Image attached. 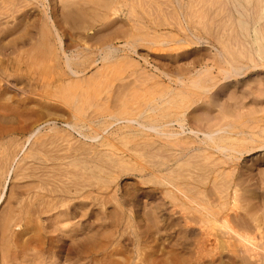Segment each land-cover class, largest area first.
<instances>
[{
  "label": "rangeland",
  "instance_id": "1",
  "mask_svg": "<svg viewBox=\"0 0 264 264\" xmlns=\"http://www.w3.org/2000/svg\"><path fill=\"white\" fill-rule=\"evenodd\" d=\"M26 2L28 4H26ZM19 5L21 6V8L20 7L18 8ZM0 7H1L0 8V17H1L0 22H3L2 25L0 23V26H1L0 28L3 29L2 32L0 29V34H1L0 37H3V43H4L3 46H5L6 50L8 48L7 53L11 54L10 57L12 58L11 62L6 59H3L0 64L2 65V67L9 64L10 66L9 72L12 76L10 78L11 80L13 79V81L16 80L14 82L17 86L19 84L21 85V86L20 85L18 86L19 88L25 87L24 89H27L26 85L27 87L29 86L30 77L36 78L39 80V87H38L39 92L37 93L38 94L40 92L45 93L47 98L36 100L35 102H31L30 103L31 105L29 104L31 108L33 109L36 108L35 110L39 109L41 107L40 102L45 103L47 107L50 106L48 107L47 111L46 109L43 110V112L45 111L44 113L46 116L44 117L45 119L43 121L46 120L47 122H45L43 126H41L42 125L41 124L39 126L40 128L38 127L39 128L38 134H35L34 136H32L28 143H24L23 145V142L26 139L24 137L26 136L28 137V135L24 137L22 135L14 136L13 139H15V141L17 142V144L15 143L14 145H16L17 148L16 146H14L11 148V150L16 149V151L14 152L16 155L15 161L14 160L12 161L10 157V159L9 158L6 159V162L4 161L3 164H0L1 165L0 167V221L7 213V208H8L7 206H9L10 203L11 205H13L16 194H19L20 192H23V191L28 192L26 191L27 189L29 190V192H32V191L36 192L38 190V187L35 186L39 183V182L37 183L38 178L39 180L42 179V185L39 187V190L37 192H44L47 189H51L59 185L58 179L60 178L56 175L57 174L56 171L58 167L59 169H61L63 168V165H64L66 173H67L66 177L67 178L69 177V179L68 180L67 178H62V179H64L67 186H69L68 188L72 187L70 188L71 190L73 188H77L79 192L78 194L82 192V195H83V197L82 195L79 196L82 199L81 201L85 200L83 198H86L87 200L83 202L85 203L93 202L94 204V210H95L94 215H97V217L95 218V216H93L92 218V216L90 217L89 214L88 216L86 215L82 219L83 221H81V228H86V230H90V229L93 230L92 231L93 234H90V239L89 241H87V243L90 244L91 242H94L96 248H98L97 251L99 255H97V258H100L101 256L100 254L111 253L115 258L128 257L131 260L133 259L132 264H134V262H136L138 258H141L144 256H155V257L160 256L159 258H161L164 256L165 257L170 256L171 254L188 255L190 253L192 244H190L191 246H189L188 244L181 246L180 244L176 243L174 239L171 240L170 238L163 237L162 234L156 229V228L159 229V226L156 223L155 217H157V215L158 216L160 215L158 214V209L156 207L159 205L161 201L160 199L162 198V194L159 192L160 190H158L159 186L151 182L148 183L146 181L148 180L149 176L145 175L146 173L145 169H149L150 167H153V165H155L161 160L158 156V152L156 151L157 148H153V151H151L152 149H150L146 144L147 143L146 141H154V144L158 145V143L160 142L158 137L153 132H150V133L144 132L143 130H141L140 127L137 126V124L133 122H130L131 123L130 124L129 122H126L125 120H122V119H120L122 121L120 122V120L118 119L116 120L117 122L119 121L117 123L113 119L107 118V116L110 117L109 115H112V114L115 115L114 110L117 109L116 107H118L121 104L127 105V107H129L132 110H135V109L141 110V108L143 109L148 104H150V106L152 107H154L155 105L154 107L155 109L160 108L159 98L164 95V92L168 90L173 91L175 88L178 89L180 86L179 82L175 81V83H172L173 81L171 82L168 79V77L165 76V74H169L173 76L181 75L182 76L181 78L183 79L181 80L183 81L184 85L189 83L188 86L185 87V91H184L185 96L187 95V98H186L187 102H186L185 107L190 106V108L192 107L195 108L196 106L199 105L200 106L199 108L202 109L203 107H205V105L208 102L211 101L212 99L210 98L211 93L215 92V94L217 93L216 94L217 97L214 96L213 98L216 100V102L212 104L208 109H205L206 113L204 112V110H201L202 111V113L200 111L201 116H203L202 114H204L205 118L209 120L217 116L221 117L220 115L221 113L220 112L218 113V111L220 110H223V112L224 110L229 111V114L226 118L228 122L232 121L235 123V121H237L235 125L239 129L241 128V130H243L244 132L248 134L252 133L250 135L251 136L254 135L253 137L255 139L258 137V139L256 140L264 139L262 138L264 137V132H263L264 127L261 128L264 125V120H263L264 119V111H263L264 110V101H263L264 100V64H263L264 63V1L263 0H254V1L253 0H212V1L211 0H28V1L27 0L26 1L25 0H20V1L19 0L18 1L17 0H13V1L12 0H0ZM14 10H16L17 12H15ZM25 11L28 14L25 13ZM3 15L5 16L3 17ZM6 16H9V17H6ZM17 17L18 18L20 17V18L18 19ZM24 17L27 20L26 19L23 20ZM20 19L22 20L21 22H20ZM14 20L17 21L18 24ZM53 20L56 22H54ZM23 22L25 24H23ZM20 23L22 24L19 25ZM19 26L21 27L19 28ZM186 30L188 31V33ZM16 32L18 34H16ZM6 34H10L8 35L10 37H7ZM191 34L193 37L191 36ZM57 35L59 36V39L62 42L61 43L62 46L59 44L58 39L55 40L57 38ZM182 38L183 40H181ZM197 38L200 40H198ZM143 39L145 40L143 41ZM191 39L193 41H191ZM17 46L18 48H16ZM58 46H61V47H58ZM109 47L111 48L110 51L108 50ZM133 48L134 50H136V52L133 51ZM98 49H99V52H98ZM108 51L113 56V59L107 58L106 60H101V58L104 57L103 53H106ZM64 54H67L68 59L70 58L69 62L71 64L72 69L75 71L77 70L76 72H79L77 73L76 76L74 75L71 76L70 72L64 66V60H65L64 56H66ZM221 55H223V57L229 60L231 62L230 64L232 66L234 65L233 67L235 66L246 67L247 65V68L241 69L238 72L237 77L231 76L224 80L222 78L225 76L224 75L225 70H230V67L228 64L224 62L222 63L220 62L222 61V58H219V57H222ZM128 57L129 59H127ZM15 60L17 61V63ZM251 61L252 62L254 61V62L251 63ZM19 62L23 63V70L15 71L16 65L19 64ZM109 63H112L111 67ZM168 63L171 64L172 66L169 65ZM255 64H256L255 68H252V66H254ZM24 65L26 66L24 67ZM60 66L62 67V71H59L58 69V67ZM86 68L88 70H86ZM194 69L195 71H192ZM196 72H197V75H194L196 74ZM60 73L64 74V84L63 85L65 86L66 91L63 97V102L61 105H58V108H59L58 109V108H54V105H56V103H54L56 100L55 97L58 96L57 92H55L56 89L53 86H48L49 85L48 83L52 78H55V77L57 78V76ZM81 73L83 76H80ZM202 74H204L205 76H202ZM97 75L98 77H96ZM83 77L88 78V79H85L86 82ZM95 78H96V81H95ZM93 79H94V82H93ZM195 79H200L201 81L200 83L202 85H205V87L207 88L206 92L199 93V90H197L195 87H193L190 84L191 80L193 81ZM101 81L103 82V84ZM135 81L138 83H136ZM97 82H99L100 84ZM127 82L129 83V85H127L128 84ZM231 83L233 84V87ZM93 84L95 86H93ZM135 85L137 86V88ZM85 86L86 87L88 86L90 88L88 87L86 88ZM156 87H158V89H156ZM113 88L115 92L113 91ZM229 88H232V89L229 90ZM211 90L212 92H210ZM80 91L82 94L80 93ZM92 91L94 92L92 93ZM101 91L103 93H101ZM12 92H13L12 90H7L6 92L7 96L5 95L4 97L6 99H4L5 101H1L2 102L1 104L9 103L7 99L8 98L10 99L11 97H13V95H16L15 92L13 93ZM128 92H129V96H126L128 95ZM28 93L30 95L26 94V97L30 98V100H33L36 98L35 96L32 97L33 95H31L32 93L31 90ZM78 93L81 95V97ZM95 93H98V95L97 94L95 95ZM132 94H133V97H132ZM239 94H242V95H239ZM114 96H117V97L115 98ZM110 97H112V100ZM153 97H156L157 99L156 98L153 99ZM109 101L110 103H108ZM72 102L74 105H72ZM235 102L237 103L236 107L234 105ZM245 102L248 104H245ZM87 103H89V105ZM106 103L109 105V108ZM249 103H250V106H249ZM111 104L113 106L115 105L116 107L110 106ZM141 105L144 107H140ZM222 105L225 107H222ZM253 105L255 106V108ZM215 107H218V108H215ZM243 107H246L248 111H252V112H248ZM233 108H234V111H232ZM235 109L238 111H236ZM261 109L263 112L261 111ZM212 111L214 112V114ZM73 112L75 114H78V118L85 122L84 126L82 125L83 123L79 121V119L77 122V120L72 118V114H74ZM107 113L109 114L107 115ZM115 116L118 117L117 114ZM256 116L258 119L256 118ZM249 119L251 120L252 125ZM12 120L17 121L18 119L12 118ZM123 121H125L126 124ZM258 121L260 123H258ZM112 122L115 124H113ZM242 122L244 124H241ZM46 123H48V125ZM74 123L77 125L79 124L77 126L78 127L77 129L79 130L77 129L73 130L67 127L68 125H71ZM125 126L127 127V129H124L126 128ZM175 126L176 125H174L173 128L171 126L169 130L181 131L177 126L176 127ZM258 127H260L259 130L257 129ZM49 128H51L50 130L52 131H50ZM187 128L188 126H185V128L183 129L184 134L181 132V135L179 136V138L183 139V137L186 138V136L188 135L187 137H189V139L185 141H188V142L195 141L196 144L194 143L193 144L194 146L206 148L205 146L202 145V143L201 144L199 143L200 139L201 138L203 139L202 134L197 133V136L200 137V139H198L197 136H194L193 134H189V131L187 130ZM253 131L254 132L256 131V132L253 133ZM257 131L259 133H257ZM80 132H82L83 134ZM79 133L82 135H80ZM94 133L95 135L98 133V137L96 139L89 140L88 138H84V135L88 136V134H90L91 136H95ZM99 136H100V140H99ZM33 137L35 138L33 139ZM36 138L38 139L36 140ZM239 138L241 139L242 137H239ZM128 139H132V140H128ZM44 140H46L47 142ZM63 140L65 141V143ZM109 141L111 144L109 143ZM129 141L131 143H128ZM151 143L152 142H150V144ZM40 144H42V147H41L42 149L45 146V148L43 149L44 151L43 154L36 152L37 151L36 149L39 148ZM120 144L122 145L120 146ZM154 144L152 146L156 147V145ZM256 145H257L256 143L254 142L252 143L249 139L242 141V140H239L237 137V145L235 147L236 149H244L245 147L251 148V147H255ZM129 147H130V150H129ZM20 149H21V152H20ZM149 151H151V153ZM261 151L254 150L253 153L251 152L249 154H245V156L244 155L241 156L239 161L234 162V166L236 164L238 166V169L234 170L231 167H227V166H225V169H223V166H221L216 175L221 174L222 179L218 177L217 178L218 180L216 179L217 183L222 184L221 181L223 182L228 181L231 177L235 176V173L237 172L236 170L241 171L244 168V165L250 167L254 178H257L259 180H264V150H261ZM121 154L122 156L123 154H125L124 155L125 157L123 156V159L121 158ZM141 154L143 155L141 156ZM215 154L216 153H212L207 150L191 153L192 158L190 159L189 164H188L190 168L187 167V169H190V171L194 172V176H196L198 173L202 174L203 172L199 170L203 169L204 166L212 167L213 166L212 164L215 163L218 165L224 160L223 158L221 159V157ZM23 156H25L26 158L24 159ZM34 156H36V159L34 158V161L36 162L38 159L39 161L40 159H42L41 163H36L37 165L36 164L34 165L32 163V159ZM57 158H60V159H57ZM105 159H108L109 161ZM185 159L188 160V158H185ZM118 160H120V163ZM190 162H192V164ZM88 164H90L91 166ZM201 164H203V166ZM96 165L98 166V168ZM193 165L197 170H195ZM43 166L47 167V171L46 173L41 174L39 170H41ZM79 167H81L82 169ZM213 167H216V166H213ZM4 168L5 170H9L8 172L9 174H6V171L4 170ZM17 168L19 170H17ZM34 173H37V175L36 174L34 175ZM73 175L76 176V178L75 177L73 178ZM92 175H94V177ZM47 176L48 177L50 176V177L47 178ZM51 177H52V180L50 179ZM212 180H213V177L211 175L207 180L208 183L206 187L208 189L211 188L212 186V183H213ZM33 182H36V183H33ZM72 182H73V186H72ZM75 184H78V185H75ZM87 184L93 185L92 188H89V186L86 187ZM50 185H51V188L49 187ZM99 187L101 189H99ZM97 188L99 190H97ZM153 189L155 191L157 190V192H155ZM15 192H18V193H15ZM72 192H74V190H72ZM93 192L94 193L96 192L95 193L96 195H94ZM79 197L76 200H74L75 203L77 201H80ZM94 200L96 201V203ZM74 201L65 202V206L67 203L69 207L70 204H72ZM156 202H157V205H156ZM168 206L169 205H167L166 207L168 209L165 212L166 214L167 212H169V209H170L168 208ZM153 212L155 213V215ZM53 213L55 214L56 211H51L49 213L48 212L42 213L39 215V218L33 217L34 223H31L32 231L31 229L28 230V232L26 231L27 236L25 235L24 237L18 235V237L20 236L21 238L20 237L19 238L22 240H24L25 238H28L29 236L30 237L34 236L32 245L35 246V248L39 250L45 249L44 250L45 253L43 255L44 257H46L45 260H43L42 258L43 256H41L40 257L41 259L39 258V260L36 261L35 264H39L40 262H42L43 264H50V263L51 264H84L86 263L87 260L85 261L83 259L86 257H85V254L83 253V250H81L82 247L80 248L76 246L75 244L73 245V243L70 242L69 238L63 233H61V231H65L66 229H69V227L71 228L72 224H74L75 222L74 221H68V222L63 221V219L61 218H60L61 220L59 218L56 219L55 216H52L54 215ZM259 214H261V212ZM13 215H16V213H13ZM168 216H170L169 213L166 215V217ZM175 216L179 217V215H175ZM118 219H119V222H118ZM147 226L150 228H148ZM39 227L42 229H40ZM55 229L56 230L58 229V230L56 231ZM10 230H11V233H10L11 235L13 233L20 234L19 233L20 231L21 233H24L23 232L24 225L15 226L13 230L11 227ZM192 230H193L191 233L192 235L190 234L191 236L189 237L187 242H190L192 240L191 242L193 243L194 237L198 233V231L196 227H193ZM168 233L172 235L173 229H171ZM50 236L51 238H53L52 241L47 240V238H50ZM82 246H83V243H82Z\"/></svg>",
  "mask_w": 264,
  "mask_h": 264
},
{
  "label": "bare ground",
  "instance_id": "2",
  "mask_svg": "<svg viewBox=\"0 0 264 264\" xmlns=\"http://www.w3.org/2000/svg\"><path fill=\"white\" fill-rule=\"evenodd\" d=\"M13 1V0H12ZM18 1V0H17ZM20 1V0H19ZM26 1V0H25ZM28 1V0H27ZM212 1V0H211ZM254 1V0H253ZM264 1V0H263ZM8 2V1H7ZM79 2V1H78ZM101 2V1H100ZM262 2V1H261ZM260 2V3H261ZM5 3V2H4ZM9 3V2H8ZM11 3V2H10ZM21 3V2H20ZM25 3V2H24ZM80 3V2H79ZM96 3V2H95ZM130 3V2H129ZM151 3V2H150ZM263 3V2H262ZM15 4V3H14ZM22 4V3H21ZM26 4H28L26 2ZM49 4V3H48ZM88 4V3H87ZM97 4V3H96ZM135 4V3H134ZM25 5V4H24ZM31 5V4H30ZM161 5V4H160ZM9 6V5H7ZM26 6V5H25ZM5 7V6H4ZM14 7V6H13ZM21 8L19 5L18 8ZM29 7V6H28ZM32 7V6H31ZM124 7V6H123ZM131 7V6H130ZM150 7V6H149ZM1 8V7H0ZM34 8V7H33ZM78 8V7H77ZM199 8V7H198ZM3 9V8H2ZM1 9V10H2ZM167 9V8H166ZM255 9V8H254ZM12 10V9H11ZM32 10V9H31ZM94 10V9H93ZM129 10V9H128ZM6 11V10H5ZM17 12L16 10H14ZM35 11V10H34ZM155 11V9H154ZM164 11V10H163ZM168 11V10H167ZM2 12V11H1ZM4 12V11H3ZM131 12V11H130ZM9 13V12H7ZM13 13V12H12ZM25 13H27L25 11ZM202 13V11H201ZM3 14V13H2ZM21 14V12H20ZM28 14V13H27ZM44 14V13H43ZM56 14V13H55ZM94 14V13H93ZM45 15V14H44ZM48 15V14H47ZM163 15V14H162ZM191 15V14H190ZM210 15V14H209ZM2 16V15H1ZM5 15H3L4 17ZM13 16V15H12ZM19 16V15H17ZM21 16V15H20ZM23 16V15H22ZM58 16V15H57ZM9 17V16H6ZM34 17V16H33ZM46 17V16H45ZM157 17V16H156ZM214 17V16H213ZM1 18V17H0ZM15 18V17H14ZM18 18V17H17ZM20 18V17H19ZM18 18V19H19ZM56 18V16H55ZM198 18V17H197ZM5 19V18H4ZM7 19V18H6ZM13 19V17H12ZM26 19L25 17L23 20ZM54 19V18H53ZM157 19V18H156ZM1 20V19H0ZM3 20V19H2ZM8 20V19H7ZM17 20V19H16ZM27 20V19H26ZM44 20V19H42ZM47 20V19H46ZM15 21V20H14ZM22 20L20 19V22ZM54 21V20H53ZM140 21V20H139ZM254 21V20H253ZM17 23V21H15ZM33 22V21H32ZM56 22V21H54ZM1 25L3 22H0ZM6 23V22H5ZM76 23V22H75ZM179 23V22H178ZM181 23V22H180ZM18 24V23H17ZM20 23L19 25H21ZM23 24H25L23 22ZM27 24V23H26ZM31 24V23H30ZM168 24V23H167ZM7 25V24H5ZM53 25V24H52ZM214 25V24H213ZM4 26V24H3ZM2 26V27H3ZM15 26V25H14ZM73 26V25H72ZM125 26V25H124ZM1 27V26H0ZM9 27V26H7ZM17 27V26H16ZM21 26H19L20 28ZM23 27V26H22ZM45 27V26H44ZM54 27V26H53ZM121 27V26H120ZM138 27V26H137ZM14 28V27H13ZM34 28V27H33ZM52 28V26H51ZM111 28V27H110ZM252 28V27H251ZM1 29V28H0ZM6 29V28H5ZM9 29V28H8ZM7 29V30H8ZM18 29V28H17ZM16 29V30H17ZM46 29V28H45ZM58 29V28H57ZM124 29V28H123ZM133 29V28H132ZM137 29V28H136ZM186 29V28H185ZM259 29V28H258ZM3 29H1L2 32ZM53 30V29H52ZM108 30V29H106ZM96 31V30H94ZM122 31V30H121ZM187 31V30H186ZM260 31V30H258ZM11 32V30H10ZM53 32V31H52ZM55 32V31H54ZM113 32V31H112ZM188 33V31H187ZM190 33V32H189ZM224 33V32H222ZM235 33V32H234ZM16 34H18L16 32ZM26 34V33H25ZM57 34V33H56ZM184 34V33H183ZM226 34V32H225ZM1 35V34H0ZM7 37H10L6 34ZM13 35V34H12ZM143 35V34H142ZM141 35V36H142ZM185 35V34H184ZM55 36V35H54ZM114 36V35H113ZM149 36V35H148ZM188 36V35H186ZM184 36V37H186ZM190 36V34H189ZM192 36V34H191ZM6 37V39H7ZM12 37V36H11ZM117 37V36H116ZM193 37V36H192ZM22 38V36H21ZM54 38V37H53ZM115 38V37H114ZM144 38V37H143ZM168 38V37H166ZM191 38V37H190ZM232 38V37H231ZM4 39V40H6ZM31 39V38H30ZM59 41V44L61 45V40L59 39V36L57 35V38L55 40ZM148 39V38H147ZM188 39V38H187ZM198 39V38H197ZM19 40V39H18ZM51 40V39H50ZM145 39H143L144 41ZM183 40V38L181 39ZM190 40V39H189ZM200 40V39H198ZM236 40V39H235ZM238 40V39H237ZM28 41V40H27ZM33 41V40H32ZM128 41V40H127ZM185 41V40H184ZM188 41V40H187ZM186 41V42H187ZM191 41H193L191 39ZM231 41V40H230ZM135 42V41H133ZM132 42V43H133ZM152 42V41H151ZM167 42V41H165ZM175 42V41H174ZM173 42V43H174ZM10 43V42H9ZM16 43V42H15ZM14 43V44H15ZM18 43V42H17ZM28 43V42H27ZM56 43V41H55ZM156 43V42H155ZM154 43V44H155ZM215 43V42H214ZM225 43V42H224ZM3 37H0V63L3 59H6L11 62L12 58L10 57L11 54L7 53L8 48L6 50L5 46H3ZM13 44V45H14ZM58 44V43H57ZM106 44V43H105ZM125 44V43H124ZM129 44V43H128ZM144 44V43H143ZM152 44V43H151ZM160 44V43H159ZM198 44V43H197ZM22 45V44H21ZM110 45V44H108ZM134 45V44H132ZM131 45V46H132ZM145 45V44H144ZM165 45V44H164ZM169 45V44H168ZM206 45V44H205ZM242 45V44H241ZM16 46V45H15ZM62 46V45H61ZM58 46V47H61ZM86 46V45H85ZM113 46V45H112ZM119 46V45H118ZM127 46V45H126ZM162 46V45H161ZM23 47V46H22ZM125 47V46H124ZM18 48V46L16 47ZM117 48V47H116ZM129 48V47H128ZM226 48V47H225ZM228 48V47H227ZM10 49V48H9ZM21 49V48H20ZM61 49V48H60ZM110 47L108 50L110 51ZM165 49V48H164ZM236 49V48H235ZM16 50V49H15ZM19 50V49H18ZM102 50V49H101ZM141 50V49H140ZM170 50V49H169ZM227 50V49H226ZM14 51V50H13ZM12 51V52H13ZM103 53L104 57L101 58V60H106L107 58L113 59V56L110 54V52ZM114 51V50H113ZM117 51V50H116ZM128 51V50H127ZM133 51L136 52V50ZM250 51V50H249ZM11 52V53H12ZM64 52V51H63ZM79 52V51H78ZM99 52V49H98ZM131 52V51H130ZM147 52V51H146ZM194 52V51H193ZM232 52V51H231ZM257 52V51H256ZM255 52V53H256ZM14 53V52H13ZM61 53V52H60ZM65 53V52H64ZM121 53V52H120ZM92 54V53H91ZM145 54V53H144ZM187 54V53H186ZM192 54V53H191ZM244 54V53H243ZM64 66L66 69L70 72L71 76H76L77 73L75 70L72 69L71 64L69 62V59L67 57V54H64ZM119 55V54H117ZM134 55V54H133ZM177 55V54H176ZM250 55V54H249ZM78 56V55H77ZM76 56V57H77ZM99 56V55H98ZM103 56V55H102ZM124 56V55H123ZM128 56V55H127ZM149 56V55H148ZM153 56V55H152ZM181 56V55H180ZM199 56V55H198ZM222 61L229 65L230 70H225V76L222 79H227L229 77H237L238 72L246 67H233L229 60H227L223 55H221ZM226 56V55H225ZM253 56V55H251ZM59 57V56H58ZM116 57V56H115ZM126 57V56H125ZM167 57V56H166ZM176 57V56H175ZM186 57V56H185ZM194 57V56H193ZM206 57V56H205ZM249 57V56H248ZM247 57V58H248ZM260 57V56H259ZM214 58V57H213ZM218 58V59H219ZM243 58V57H242ZM73 59V58H72ZM71 59V60H72ZM94 59V58H93ZM129 59V57L127 58ZM139 59V58H138ZM169 59V58H168ZM190 59V58H189ZM212 59V58H211ZM252 59V58H251ZM263 59V58H262ZM14 60V59H13ZM62 60V59H61ZM100 60V61H101ZM121 60V59H120ZM124 60V58H123ZM152 60V59H151ZM187 60V59H186ZM16 61V60H15ZM40 61V60H39ZM37 61V62H39ZM78 61V59H77ZM76 61V62H77ZM81 61V60H80ZM98 61V60H97ZM119 61V60H118ZM167 61V60H166ZM170 61V60H169ZM174 61V60H172ZM184 61V60H182ZM218 61V60H217ZM84 62V61H83ZM132 62V61H131ZM160 62V61H159ZM171 62V61H170ZM219 62V61H218ZM249 62V61H248ZM254 62V61H253ZM251 61V63H253ZM256 62V61H255ZM17 63V61H16ZM78 63V62H77ZM81 63V62H80ZM85 63V62H84ZM96 63V61H95ZM162 63V62H161ZM185 63V62H184ZM187 63V62H186ZM110 67L112 63H109ZM122 64V63H121ZM128 64V63H127ZM169 64V63H168ZM236 64V63H235ZM264 64V63H263ZM1 65V64H0ZM11 65V64H10ZM39 65V64H38ZM90 65V64H89ZM94 65V64H93ZM117 65V64H116ZM115 65V66H116ZM162 65V64H161ZM171 65V64H169ZM187 65V64H186ZM190 65V64H189ZM240 65V64H238ZM26 65H24L25 67ZM43 66V65H42ZM77 66V64H76ZM79 66V65H78ZM84 66V65H83ZM128 66V65H127ZM172 66V65H171ZM223 66V65H222ZM256 64L252 66V68H255ZM263 66V65H262ZM9 64L6 66L2 65L0 66V164H3V162H6V159H12V161H15V150H11L12 147L16 146L14 145L17 142L15 141L14 136L22 135L23 137L28 135L24 143H28L30 138L34 136L35 134H38L39 126H43L46 120L43 121L46 117L45 111L43 110L48 109L50 106H46L45 103L40 102V108L35 110L36 108H31L30 103L35 102L36 100L45 99L46 94L45 93H37L38 87H39V80L36 78L30 77V84L26 88L25 87H18L13 79L11 80L10 77L11 74L9 72ZM91 67V66H89ZM88 67V68H89ZM213 67V66H212ZM211 67V68H212ZM249 67V66H248ZM251 67V66H250ZM75 68V67H74ZM104 68V67H103ZM113 68V67H112ZM163 68V67H162ZM226 68V67H225ZM262 68V67H261ZM59 71H62V67H58ZM110 69V68H109ZM23 70V63L19 62V64L16 65L15 71H22ZM86 70H88L86 68ZM171 70V69H170ZM248 70V69H247ZM246 70V71H247ZM42 71V70H41ZM100 71V70H99ZM98 71V72H99ZM192 71H195L192 70ZM219 71V70H217ZM222 71V69H221ZM245 71V72H246ZM124 72V71H123ZM158 72V71H157ZM243 72V73H245ZM12 73V72H11ZM66 73V72H64ZM84 73V72H83ZM96 73V72H95ZM101 73V72H100ZM103 73V72H102ZM120 73V72H119ZM161 73V72H159ZM163 73V72H162ZM191 73V72H190ZM200 73V72H199ZM204 73V72H203ZM208 73V72H206ZM205 73V75H206ZM221 73V72H220ZM69 74V73H68ZM108 74V73H107ZM110 74V73H109ZM140 74V73H139ZM189 74V72H188ZM187 74V75H188ZM102 75V74H101ZM160 75V74H159ZM197 75V72L196 74ZM193 75V76H194ZM202 74V76H205ZM210 75V74H209ZM241 75V74H240ZM239 75V76H240ZM243 75V74H242ZM14 76V75H13ZM20 76V75H19ZM56 76V75H55ZM79 76V75H78ZM80 76H83L82 73ZM100 76V75H99ZM107 76V75H106ZM105 76V77H106ZM129 76V75H128ZM139 76V75H138ZM165 76L168 77V79L175 83L179 82L180 86L179 88H175L173 91L168 90L164 92V95L159 98L160 101V108L155 109L154 107L150 106V104L140 107H144L141 110H132L127 105L121 104L118 107L112 104L110 106L116 107L117 109H113L115 112V115L117 114L118 117H116L114 114L107 116V118L113 119L115 122L116 120H125L126 122H133L137 124L138 127L141 128L144 132H153L156 134V136L159 139L158 145L154 144V141H146L147 146L152 149L157 148L156 151L158 152V156L161 159L158 163L153 165V167H150L149 169H145L146 173L145 175L149 176L148 180H146L148 183H154L155 185L159 186L160 190L159 192L162 194V198L160 199L159 205L156 207L158 209V214L156 218V223L159 226V229L156 228L163 237L170 238L171 240L174 239V241L181 246L183 245H189L192 244V247L190 249V253L188 255L184 254H171L167 257H155V256H144L141 258H138L134 264H264V180H259L257 178H254L252 175V171L249 166H245L241 171L236 170L234 177H231L228 181H221V183H217V178H221V174L216 175L220 169L221 166H223V169H225V166L231 167L232 169H238V166L235 164V161H239L241 156H245V154L253 153L254 150H264V139L256 140L253 136H251L250 131L248 133L244 132L239 129L234 122H228L226 120L229 111L220 110L221 117L217 116L213 119H206L204 116H201L202 113L201 110L208 109L212 104L216 102V100L213 98L216 96L215 92L211 93V101L208 102L205 107L202 109L199 108L200 106H196L195 108L192 107H185L186 106V98L185 96V87L188 86V84L183 83L182 76H173L169 74H165ZM173 76V77H172ZM190 76V75H189ZM192 76V77H193ZM45 77V76H44ZM43 77V78H44ZM98 77V75L96 76ZM187 77V76H186ZM23 78V77H22ZM77 78V77H76ZM84 78V77H83ZM93 78V77H92ZM91 78V79H92ZM115 78V77H114ZM142 78V77H141ZM154 78V77H152ZM166 78V77H165ZM200 78V77H199ZM202 78V77H201ZM74 79V78H73ZM79 79V78H78ZM88 79V78H84ZM98 79V78H97ZM101 79V77H100ZM134 79V78H133ZM137 79V78H136ZM139 79V78H138ZM143 79V78H142ZM182 79V80H181ZM206 79V78H205ZM105 80V79H104ZM186 80V79H185ZM229 80V79H228ZM92 81V80H91ZM96 81V78H95ZM113 81V80H112ZM130 81V80H129ZM145 81V80H144ZM143 81V82H144ZM19 82V81H18ZM67 82V81H66ZM82 82V81H80ZM86 82V80H85ZM90 82V81H89ZM94 82V79H93ZM102 82V81H101ZM108 82V81H107ZM131 82V81H130ZM136 82V81H135ZM162 82V81H161ZM166 82V81H165ZM185 82V81H184ZM200 79L191 80L190 84L195 87L197 90H199V93H203L207 91V88L205 85H202L200 83ZM99 83V82H97ZM124 83V82H123ZM128 83V82H127ZM138 83V82H136ZM164 83V82H163ZM162 83V84H163ZM217 83V82H216ZM233 83V82H232ZM231 83V84H232ZM48 86L55 87L57 92V97H55L56 105H54V108H58V105H61L63 102V97L66 91L64 84V74L60 73L57 78H52ZM80 84V83H79ZM85 84V83H84ZM89 84V83H88ZM100 84V83H99ZM103 84V82H102ZM121 84V83H120ZM141 84V83H140ZM144 84V83H142ZM167 84V83H166ZM218 84V83H217ZM230 84V82H229ZM263 84V82H262ZM78 85V84H77ZM96 85V83H95ZM93 84V86H95ZM125 85V84H124ZM129 85V83L127 84ZM147 85V84H146ZM176 85V84H175ZM235 85V84H234ZM21 86V85H20ZM79 86V85H78ZM82 86V85H81ZM90 86V85H89ZM109 86V84H108ZM136 86V85H135ZM190 86V85H189ZM216 86V85H215ZM72 87V86H71ZM86 87V86H85ZM88 87V86H87ZM86 87V88H87ZM105 87V85H104ZM119 87V86H117ZM233 87V84H232ZM90 88V87H88ZM110 88V87H109ZM115 88V87H114ZM113 88V91H114ZM123 88V87H122ZM121 88V89H122ZM137 88V86H136ZM160 88V86H159ZM171 88V87H170ZM54 89V90H55ZM74 89V88H73ZM93 89V88H92ZM90 89V90H92ZM140 89V88H139ZM149 89V88H148ZM151 89V88H150ZM158 89V87H156ZM232 88H229L231 90ZM250 89V88H249ZM253 89V88H252ZM7 90H12L16 93V95H13L10 99L8 98L7 101L9 103H3L1 101H5L4 98L7 94ZM32 91L31 95L32 97H36L33 100H30V98L26 97V94H29L28 92ZM34 90V91H33ZM87 90V89H86ZM85 90V91H86ZM103 90V89H102ZM112 90V89H111ZM116 90V89H115ZM132 90V89H131ZM224 90V89H223ZM255 90V89H254ZM79 91V90H77ZM76 91V92H77ZM82 91V90H81ZM80 91V93H81ZM88 91V90H87ZM99 91V90H98ZM124 91V89H123ZM136 91V90H135ZM163 91V90H162ZM260 91V90H259ZM12 92V93H13ZM54 92V93H55ZM75 92V91H73ZM94 91H92L93 93ZM96 92V91H95ZM115 92V91H114ZM119 92V91H117ZM133 92V91H132ZM150 92V91H149ZM212 92V90L210 91ZM67 93V92H66ZM71 93V92H70ZM101 93H103L101 91ZM137 93V92H136ZM152 93V92H151ZM209 93V92H208ZM223 93V91H222ZM226 93V92H225ZM228 93V92H227ZM258 93V92H257ZM256 93V94H257ZM69 94V93H68ZM79 94V93H78ZM82 94V93H81ZM98 95V93H95V95ZM107 94V93H106ZM154 94V93H153ZM221 94V93H220ZM235 94V92H234ZM238 94V93H237ZM244 94V93H243ZM249 94V92H248ZM9 95V93H8ZM25 97H24V96ZM30 95V94H29ZM76 95V94H75ZM80 95V94H79ZM105 95V94H104ZM148 95V94H147ZM151 95V94H150ZM226 95V94H225ZM223 95V96H225ZM232 95V94H231ZM242 95V94H239ZM245 95V94H244ZM243 95V96H244ZM7 96V95H6ZM129 96V92L128 95ZM139 96V95H138ZM144 96V95H143ZM159 96V95H158ZM191 96V95H190ZM52 97V96H51ZM79 97V96H78ZM81 97V95H80ZM84 97V96H83ZM86 97V95H85ZM99 97V96H98ZM115 98L117 96H114ZM113 97V98H114ZM120 97V96H119ZM133 97V94H132ZM217 97V96H216ZM215 97V98H216ZM75 98V96H74ZM92 98V97H91ZM107 98V97H106ZM112 100V97H110ZM145 98V97H144ZM156 97H153V99ZM257 98V97H256ZM118 99V98H117ZM147 99V98H146ZM145 99V100H146ZM157 99V98H156ZM208 99V98H207ZM221 99V98H220ZM30 100V101H29ZM79 100V99H78ZM77 100V101H78ZM83 100V99H82ZM89 100V99H87ZM86 100V101H87ZM107 100V99H105ZM116 100V99H114ZM113 100V101H114ZM202 100V99H201ZM200 100V101H201ZM209 100V99H208ZM223 100V99H222ZM232 100V99H231ZM242 100V99H241ZM42 101V100H41ZM53 101V100H52ZM100 101V100H99ZM196 101V100H195ZM203 101V100H202ZM227 101V99H226ZM248 101V100H247ZM264 101V100H263ZM74 102V100H73ZM72 102V105H74ZM124 102V101H123ZM127 102V101H126ZM145 102V101H144ZM153 102V100H152ZM158 102V101H157ZM192 102V101H190ZM243 102V101H242ZM262 102V100H261ZM78 103V102H77ZM75 103V104H77ZM86 103V102H85ZM100 103V102H99ZM104 103V102H103ZM110 103V101L108 102ZM150 103V102H149ZM219 103V102H218ZM227 103V102H226ZM251 103V102H250ZM249 103V106H250ZM30 104V105H29ZM48 104V103H47ZM52 104V103H51ZM80 104V103H79ZM89 105V103H87ZM95 104V103H94ZM101 104V103H100ZM105 104V103H104ZM102 104V105H104ZM107 104V103H106ZM115 104V103H114ZM127 104V103H126ZM147 104V103H146ZM196 104V102H195ZM245 104H248L245 102ZM255 104V103H254ZM259 104V103H258ZM263 104V103H262ZM261 104V105H262ZM34 105V104H33ZM235 107L237 103H234ZM240 105V104H239ZM256 105V104H255ZM35 106V105H34ZM64 106V105H63ZM69 106V105H68ZM67 106V107H68ZM93 106V105H92ZM95 106V105H94ZM108 108L109 105L107 104ZM131 106V105H130ZM157 106V105H156ZM242 106V105H241ZM244 106V104H243ZM246 106V105H245ZM254 106V105H253ZM53 107V106H51ZM72 107V106H71ZM77 107V106H76ZM88 107V106H87ZM133 107V106H132ZM138 107V106H137ZM214 107V105H213ZM222 107H225L222 105ZM247 107V106H246ZM246 107H243L247 110ZM66 108V107H65ZM75 108V107H74ZM83 108V107H82ZM90 108V107H89ZM104 108V107H103ZM218 108V107H215ZM220 108V107H219ZM249 108V107H248ZM255 108V106H254ZM263 108V107H262ZM59 109V108H58ZM64 109V108H62ZM71 109V108H70ZM80 109V108H79ZM106 109V107H105ZM223 109V108H222ZM225 109V108H224ZM227 109V108H226ZM240 109V108H239ZM244 109V110H245ZM94 110V109H93ZM99 110V108H98ZM236 110V109H235ZM243 110V109H241ZM85 111V110H84ZM103 111V110H102ZM106 111V110H105ZM104 111V112H105ZM201 111V113H200ZM215 111V110H213ZM212 111V112H213ZM234 111V108L233 110ZM238 111V110H236ZM248 111V110H247ZM262 111V109H261ZM264 111V110H263ZM262 111V112H263ZM55 112V111H54ZM70 112V111H69ZM83 112V111H82ZM86 112V111H85ZM110 112V111H108ZM211 112V113H212ZM240 112V111H239ZM252 112V111H248ZM44 113V114H43ZM56 113V112H55ZM74 113V112H73ZM84 113V112H83ZM206 113V112H205ZM210 113V114H211ZM47 114V113H46ZM61 114V113H60ZM72 114V113H71ZM85 114V113H84ZM109 113H107L108 115ZM214 114V112H213ZM245 114V113H244ZM49 115V114H48ZM51 115V114H50ZM101 115V114H100ZM212 115V114H211ZM210 115V116H211ZM258 115V114H257ZM53 116V115H52ZM69 116V115H68ZM81 116V115H80ZM207 116V114H206ZM209 116V115H208ZM259 116V115H258ZM91 117V116H90ZM89 117V118H90ZM120 117V118H119ZM237 117V116H236ZM18 119L16 122L12 120ZM72 118L77 120L78 122V114H72ZM86 118V117H84ZM92 118V117H91ZM234 118V116H233ZM257 118V116H256ZM253 119V118H252ZM258 119V118H257ZM99 120V119H98ZM233 120V119H232ZM240 120V119H239ZM250 120V119H249ZM254 120V119H253ZM262 120V119H261ZM264 120V119H263ZM82 122L83 126L85 125V122L80 120ZM90 121V120H89ZM123 121V122H125ZM246 121V120H244ZM50 122V121H49ZM53 122V121H52ZM109 122V121H108ZM111 122V121H110ZM119 122V121H118ZM117 122V123H118ZM120 122H122L120 120ZM125 122V124H126ZM239 122V121H238ZM251 122V120H250ZM113 123V122H112ZM116 123V125H117ZM249 123V122H248ZM258 123H260L258 121ZM48 125V123H46ZM53 124V123H52ZM115 124V123H113ZM131 124V123H130ZM241 124H244L243 122ZM240 124V125H241ZM68 125V124H67ZM79 125V124H78ZM77 124H71L68 125L70 129L76 130L78 127ZM111 125V124H110ZM109 125V126H110ZM176 125L181 131H173L169 130V128H173V126ZM249 125V124H248ZM247 125V126H248ZM252 125V122H251ZM65 126V125H64ZM175 126V127H176ZM185 126H188L187 130L189 131V134H193L194 136H197V133H201L203 136V139L201 140L199 136L198 139H200V144L202 143L204 147H198L194 146L193 142H188L185 140H188L189 137L186 136V138L183 137L179 138L181 135V132L183 133V129ZM39 127V128H38ZM66 127V126H65ZM111 127V126H110ZM108 127V128H110ZM126 127V126H125ZM133 127V126H132ZM135 127V126H134ZM253 127V126H252ZM251 127V128H252ZM257 127V126H256ZM264 125L261 127L263 128ZM260 127L257 129L259 130ZM51 128H49L50 130ZM53 129V128H52ZM82 129V128H81ZM84 129V128H83ZM104 129V128H103ZM113 129V128H112ZM124 129H127L124 128ZM244 129V128H243ZM248 129V128H247ZM79 130V129H77ZM106 130V129H105ZM104 130V131H105ZM108 130V129H107ZM122 130V129H121ZM52 131V130H50ZM103 131V130H102ZM261 131V130H260ZM263 131V130H262ZM48 132V131H47ZM57 132V131H56ZM79 132V131H78ZM98 132V131H97ZM132 132V131H131ZM135 132V131H134ZM252 132V131H251ZM256 132V131H255ZM253 131V133H255ZM264 132V131H263ZM82 133V132H80ZM79 133V134H80ZM108 133V132H107ZM148 133V134H149ZM186 133V132H185ZM257 133H259L257 131ZM256 133V134H257ZM83 134V133H82ZM80 134V135H82ZM117 134V133H116ZM184 134V133H183ZM247 134V135H246ZM255 134V135H256ZM90 134L84 135V138H88L89 140H94L98 137V133L95 136H89ZM121 135V134H120ZM123 135V134H122ZM258 135V134H257ZM114 136V135H113ZM124 136V135H123ZM149 136V135H148ZM147 136V137H148ZM259 136V135H258ZM41 137V136H40ZM39 137V139H40ZM43 137V136H42ZM146 137V136H145ZM191 137V136H190ZM196 137V138H197ZM237 137L239 140H246L249 139L252 143H256L257 145L255 147H245L244 149H236L237 145ZM239 137H242L241 139ZM260 137V136H259ZM35 137H33L34 139ZM68 138V137H67ZM127 138V137H126ZM125 138V140H126ZM133 138V137H132ZM135 138V136H134ZM133 138V139H134ZM151 138V137H150ZM261 138V137H260ZM264 138V137H262ZM23 139V138H21ZM38 138H36L37 140ZM73 139V138H72ZM122 139V138H121ZM120 139V140H121ZM147 139V138H146ZM19 140V138H18ZM17 140V141H18ZM100 140V136H99ZM109 140V139H108ZM114 140V139H113ZM132 140V139H128ZM142 140V139H141ZM150 140V139H149ZM32 141V140H31ZM46 141V140H44ZM49 141V140H48ZM64 141V140H63ZM96 141V140H95ZM98 141V139H97ZM117 141V140H116ZM144 141V140H143ZM20 142V141H19ZM34 142V141H33ZM36 142V141H35ZM41 142V141H40ZM47 142V141H46ZM62 142V141H61ZM115 142V141H114ZM150 142H152L150 144ZM65 143V141H64ZM75 143V142H74ZM101 143V142H100ZM110 143V141H109ZM124 143V142H122ZM128 143H131L130 141ZM156 143V141H155ZM21 144V143H20ZM43 144V143H42ZM42 144H40L39 148L42 147ZM111 144V143H110ZM156 145V147H153L152 145ZM196 144V143H195ZM22 145V146H23ZM44 145V144H43ZM116 145V144H115ZM122 144H120L121 146ZM124 145V144H123ZM242 145V144H240ZM71 146V145H70ZM113 146V145H112ZM134 146V145H133ZM137 146V145H136ZM142 146V145H141ZM144 146V144H143ZM32 147V146H31ZM72 147V146H71ZM104 147V146H103ZM114 147V146H113ZM131 147V146H130ZM129 147V150H130ZM135 147V146H134ZM147 147V148H148ZM17 148V146H16ZM37 148L36 152L43 154V149ZM90 148V147H89ZM122 148V147H121ZM3 149V150H1ZM5 149V150H4ZM14 149V148H13ZM58 149V148H57ZM19 150V149H18ZM109 150V149H108ZM107 150V152H108ZM116 150V149H115ZM121 150V149H120ZM119 150V151H120ZM126 150V149H125ZM134 150V149H133ZM137 150V149H136ZM135 150V152H136ZM146 150V149H145ZM155 150V149H154ZM209 151L212 153H216L221 159L224 160L217 164H212L216 167H208L204 166L203 169H200L199 171L203 172L202 174H197L194 176V172L190 171V169H187L189 167V161L192 158L191 153L193 152H199V151ZM113 151V150H112ZM141 151V150H140ZM151 151H149L151 153ZM4 152V154H3ZM21 152V149H20ZM31 152V150H30ZM47 152V151H46ZM106 152V151H105ZM144 152V151H143ZM156 152V153H157ZM262 152V151H261ZM121 153V152H120ZM32 154V152H31ZM35 154V153H34ZM117 154V153H116ZM215 154V155H216ZM29 155V154H28ZM37 155V154H36ZM81 155V154H80ZM88 155V154H87ZM106 155V154H104ZM114 155V154H112ZM125 154H123L124 156ZM139 155V153H138ZM143 154H141L142 156ZM209 155V154H208ZM214 155V154H213ZM18 156V155H17ZM27 156V155H26ZM30 156V155H29ZM39 156V155H38ZM49 156V155H48ZM118 156V155H116ZM123 156L121 154V158L123 159ZM149 156V155H148ZM155 156V155H154ZM196 156V155H194ZM212 156V155H210ZM248 156V155H247ZM24 159L26 158L23 156ZM32 157V156H31ZM75 157V156H74ZM111 157V156H110ZM125 157V156H124ZM207 157V156H205ZM218 157V158H219ZM34 158L36 159V156L33 157L32 163L35 165L36 163H41V160L39 159L35 162ZM147 158V157H146ZM185 158H188L186 160ZM199 158V157H198ZM202 158V157H201ZM60 159V158H57ZM111 159V158H110ZM117 159V158H116ZM126 159V158H125ZM210 159V158H208ZM249 159V158H248ZM251 159V158H250ZM62 160V159H61ZM97 160V159H96ZM95 160V161H96ZM100 160V159H99ZM109 161L108 159H105ZM138 160V159H137ZM151 160V159H150ZM218 160V159H217ZM24 161V160H23ZM92 161V160H91ZM113 161V159H112ZM120 163V160H118ZM129 161V160H128ZM133 161V160H132ZM148 161V160H147ZM158 161V160H157ZM199 161V160H198ZM210 161V160H209ZM25 162V161H24ZM89 162V161H88ZM123 162V161H122ZM153 162V161H152ZM212 162V161H211ZM216 162V161H215ZM13 163V162H12ZM28 163V162H27ZM95 163V162H93ZM106 163V162H105ZM143 163V162H142ZM183 163V164H182ZM192 164V162H190ZM196 163V162H195ZM199 163V162H198ZM204 163V162H202ZM206 163V162H205ZM9 164V163H8ZM107 164V163H106ZM118 164V163H117ZM124 164V163H123ZM126 164V163H125ZM149 164V163H147ZM153 164V163H152ZM151 164V165H152ZM210 164V163H209ZM221 164V165H220ZM248 164V163H247ZM31 165V164H29ZM37 165V164H36ZM40 165V164H39ZM45 165V164H44ZM63 165V164H61ZM90 165V164H88ZM95 165V164H94ZM203 166V164H201ZM239 165V164H238ZM254 165V164H253ZM8 166V165H7ZM42 166V165H41ZM87 166V165H86ZM91 166V165H90ZM97 166V165H96ZM111 166V165H110ZM121 166V165H120ZM1 167V165H0ZM5 167V165H4ZM24 167V166H23ZM89 167V166H88ZM108 167V166H107ZM115 167V166H114ZM144 167V166H143ZM194 167V165H193ZM37 168V167H35ZM56 168V167H55ZM64 168V169H63ZM63 168L57 169V176L60 178L58 179L59 185L55 186L54 188H51V185L49 186L51 189H47L44 192H37L39 190V187L42 185V179L37 181L38 190L36 192H20L19 194H16V197L14 198L13 205L11 203L9 206H7V213L0 221V264H35L36 261L39 260L41 256L44 255L45 249L39 250L35 248V246L32 245L33 237L25 238L24 240L20 239V236H27L28 230L31 229V223L33 222V217H38L39 215L45 212H51L56 211V213L52 216H55V218H61L63 221H74L75 223L72 224V227L69 229H66L65 231H61L64 235H66L70 242L75 244L78 247H82L81 250H83V253L85 254L86 258H83L86 263L84 264H132V260L128 257H119L115 258L111 253L107 254H100V258H97L98 251L94 244V242H91L90 244L87 243L90 239V234L92 233V229L86 230V228H81V221L82 219L88 214L90 217L97 215H94V204L91 203H85L83 201L87 200L86 198H83L85 200L81 201L82 199L79 197L82 195V192L78 194V189L73 188L74 192L67 184L65 183L64 179L66 177V170L63 165ZM81 168V167H79ZM96 168V167H95ZM98 168V166H97ZM96 168V169H97ZM101 168V167H100ZM111 168V167H110ZM142 168V166H141ZM190 168V167H189ZM195 168V167H194ZM240 168V166H239ZM258 168V167H256ZM2 169V168H1ZM10 169V168H9ZM39 169V168H38ZM46 169V170H45ZM54 169V168H53ZM67 169V168H66ZM82 169V168H81ZM102 169V168H101ZM105 169V168H103ZM113 169V168H112ZM115 169V168H114ZM123 169V168H122ZM5 170V168H4ZM17 170H19L17 168ZM28 170V169H27ZM31 170V169H30ZM125 170V168H124ZM123 170V171H124ZM142 170V169H141ZM195 170H197L195 168ZM259 170V169H258ZM6 174H9V170H5ZM13 171V169H12ZM36 171V170H35ZM47 167L43 166L39 172L41 174L46 173ZM107 171V170H106ZM136 171V170H135ZM38 172V173H39ZM81 172V171H80ZM198 172V171H197ZM230 172V171H229ZM2 173V172H1ZM16 173V172H15ZM48 173V172H47ZM222 173V172H221ZM228 173V171H227ZM234 173V172H233ZM24 174V173H23ZM37 175V173H34V175ZM51 174V173H49ZM83 174V173H82ZM85 174V172H84ZM98 174V172H97ZM144 174V173H143ZM230 174V173H229ZM48 175V174H47ZM81 175V173H80ZM212 175L213 177V183L211 188H207V180ZM32 176V175H30ZM39 176V175H38ZM55 176V175H53ZM90 176V174H89ZM94 177V175H92ZM260 176V175H259ZM45 177V176H44ZM50 177V176H49ZM47 176V178H49ZM76 178V176L73 175V178ZM87 177V175H86ZM99 177V176H98ZM117 177V176H116ZM143 177V176H142ZM230 177V176H229ZM261 177V176H260ZM46 178V177H45ZM91 178V177H90ZM89 178V179H90ZM146 178V177H145ZM259 178V177H258ZM52 180V177L50 178ZM56 179V180H57ZM69 177L67 178V180ZM81 179V178H80ZM217 179V180H216ZM222 179V178H221ZM263 179V177H262ZM46 180V179H45ZM94 180V179H93ZM145 180V179H144ZM47 181V180H46ZM49 181V180H48ZM73 181V180H72ZM44 182V181H43ZM84 182V180H83ZM87 182V181H86ZM85 182V183H86ZM146 182V183H147ZM36 183V182H33ZM75 183V182H74ZM90 183V182H89ZM210 183V182H209ZM31 184V183H30ZM29 184V186H30ZM51 184V183H50ZM145 184V183H144ZM5 185V184H4ZM78 185V184H75ZM96 185V184H95ZM44 186V185H43ZM73 186V182H72ZM89 186V188H92L93 185L87 184L86 187ZM97 186V185H96ZM103 186V185H102ZM147 186V185H146ZM149 186V185H148ZM9 187V186H8ZM34 187V186H32ZM31 187V188H32ZM48 187V188H49ZM80 187V186H78ZM85 187V186H84ZM95 187V186H94ZM107 187V186H106ZM105 187V188H106ZM151 187V186H150ZM149 187V188H150ZM30 188V187H29ZM45 188V187H44ZM47 188V187H46ZM147 188V187H146ZM99 189H101L99 187ZM97 188V190H99ZM148 189V188H147ZM36 190V189H35ZM154 190V189H153ZM17 191V190H16ZM80 191V190H79ZM87 191V190H86ZM85 191V192H86ZM150 191V190H149ZM155 191V190H154ZM84 192V194H85ZM92 192V191H91ZM157 192V190L155 191ZM12 193V192H11ZM18 193V192H15ZM94 193V192H93ZM96 193V192H95ZM94 193V195H96ZM10 194V192H9ZM98 195V194H97ZM160 195V194H159ZM85 196V195H84ZM80 198V201H77L75 203L74 200L77 198ZM83 197V195H82ZM94 197V196H93ZM91 198V197H89ZM88 198V199H89ZM159 198V197H158ZM95 199V198H94ZM100 199V198H99ZM8 200V199H7ZM93 200V199H92ZM70 206L68 207L67 203L65 206V202H72ZM95 201V200H94ZM109 201V200H108ZM147 201V200H146ZM159 201V200H158ZM168 201V202H167ZM87 202V201H86ZM151 202V201H150ZM96 203V201H95ZM118 204V203H117ZM150 204V203H149ZM97 205V204H96ZM157 205V202H156ZM168 206L170 216L166 217V210H168L166 207ZM119 206V205H118ZM120 207V206H119ZM88 208V209H87ZM149 208V207H148ZM6 210V208H5ZM89 212H88V211ZM151 210V209H149ZM153 210V209H152ZM116 211V210H115ZM144 211V210H142ZM155 211V210H154ZM5 212V211H4ZM123 212V211H122ZM261 212V214H259ZM13 213H16V215H13ZM100 213V212H98ZM97 213V214H98ZM154 213V212H153ZM149 214V213H148ZM152 214V213H150ZM126 215V214H125ZM155 215V213H154ZM179 215V217L175 216ZM99 216V215H98ZM148 216V215H146ZM153 216V215H152ZM116 217V216H115ZM118 217V216H117ZM32 218V219H31ZM53 218V217H52ZM51 219V217H50ZM60 219V220H61ZM121 219V218H120ZM128 219V218H127ZM146 219V217H145ZM38 220V219H37ZM99 220V219H98ZM151 220V219H150ZM51 221V220H50ZM143 221V220H142ZM147 221V220H146ZM56 222V221H55ZM95 222V221H94ZM119 222V219H118ZM153 223V222H152ZM49 224V223H48ZM51 224V223H50ZM65 224V223H63ZM93 224V223H91ZM125 224V223H124ZM24 225V233H21V231L18 233H11V227L12 230L15 226H23ZM52 225V224H51ZM83 225V224H82ZM96 225V224H95ZM94 225V226H95ZM113 225V224H112ZM153 225V224H152ZM36 226V225H35ZM59 226V225H58ZM125 226V225H124ZM48 227V226H47ZM56 227V225H55ZM89 227V226H88ZM148 227V226H147ZM193 227L197 228L198 233L194 237L193 243L187 242L189 237L192 235V229ZM40 228V227H39ZM52 228V227H51ZM91 228V227H90ZM96 228V227H95ZM102 228V227H101ZM150 228V227H148ZM19 229V228H18ZM42 229V228H40ZM46 229V228H44ZM49 229V228H48ZM109 229V228H108ZM152 229V228H151ZM173 229V234L170 235L168 232ZM16 230V229H15ZM38 230V229H37ZM56 230V229H55ZM58 230V229H57ZM56 230V231H57ZM86 230V231H85ZM105 230V229H104ZM155 230V229H154ZM27 231V232H26ZM32 231V229H31ZM40 231V230H39ZM26 232V233H25ZM98 232V231H97ZM33 233V232H32ZM108 233V231H107ZM146 233V232H145ZM96 234V233H95ZM100 234V233H99ZM106 234V233H105ZM191 234V235H190ZM18 235H20L18 237ZM140 235V234H139ZM98 236V235H97ZM105 236V235H104ZM113 236V235H112ZM110 239V238H109ZM47 240L52 241L53 238H47ZM115 240V239H114ZM105 241V240H104ZM138 241V240H137ZM159 241V240H158ZM170 241V240H169ZM103 242V241H102ZM113 242V241H112ZM115 242V241H114ZM172 242V241H171ZM69 243V242H67ZM83 243V246H82ZM107 243V242H106ZM170 243V242H169ZM168 243V244H169ZM175 243V244H176ZM85 244V245H84ZM120 245V244H119ZM153 245V244H152ZM177 245V244H176ZM63 246V245H62ZM111 246V244H110ZM178 246V245H177ZM188 246V247H189ZM60 247V246H59ZM106 247V246H105ZM147 247V245H146ZM114 248V247H113ZM119 248V247H118ZM164 248V247H163ZM100 249V248H99ZM108 249V248H106ZM120 249V248H119ZM68 250V249H67ZM78 250V249H77ZM113 250V249H112ZM116 250V249H115ZM187 250V248H186ZM102 251V250H101ZM106 251V250H105ZM60 252V250H59ZM108 252V251H107ZM112 252V251H111ZM175 253V252H174ZM183 253V252H182ZM140 254V253H139ZM164 254V253H163ZM186 254V253H185ZM115 255V254H114ZM139 257V256H138ZM43 260H45L46 257H42ZM41 259V258H40ZM82 259V261H83ZM71 260V259H70ZM54 263V262H53ZM68 263V262H67ZM39 264H43L40 262ZM51 264V263H50Z\"/></svg>",
  "mask_w": 264,
  "mask_h": 264
}]
</instances>
